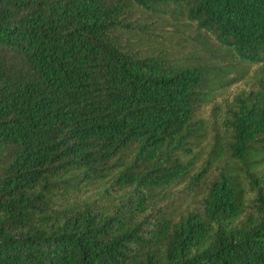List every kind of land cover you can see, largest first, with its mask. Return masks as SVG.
<instances>
[{"label": "trees", "instance_id": "1", "mask_svg": "<svg viewBox=\"0 0 264 264\" xmlns=\"http://www.w3.org/2000/svg\"><path fill=\"white\" fill-rule=\"evenodd\" d=\"M0 264H264V0H0Z\"/></svg>", "mask_w": 264, "mask_h": 264}, {"label": "rangeland", "instance_id": "2", "mask_svg": "<svg viewBox=\"0 0 264 264\" xmlns=\"http://www.w3.org/2000/svg\"><path fill=\"white\" fill-rule=\"evenodd\" d=\"M256 69V66H253V67H251L250 68V73H252L254 70ZM249 80L248 79H240V80H238V81H236V82H233L229 87H228V89H227V91H226V93L224 94V99H226V98H230L232 95H234L237 91H239L241 88H243V87H246V86H248L249 85ZM222 97L223 96H221V95H219L217 98H215L216 100H221L222 99ZM215 100V101H216ZM222 103V101H219V104H221ZM213 105V104H212ZM210 109H211V106L210 107H208V106H206V111H205V113L206 112H210Z\"/></svg>", "mask_w": 264, "mask_h": 264}]
</instances>
